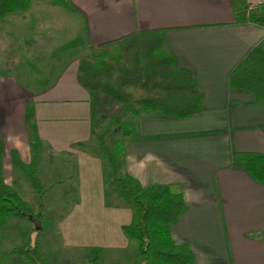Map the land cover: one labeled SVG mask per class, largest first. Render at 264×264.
Returning <instances> with one entry per match:
<instances>
[{
    "label": "crops",
    "instance_id": "1",
    "mask_svg": "<svg viewBox=\"0 0 264 264\" xmlns=\"http://www.w3.org/2000/svg\"><path fill=\"white\" fill-rule=\"evenodd\" d=\"M66 1L76 10L58 4L67 13L60 20L42 15L35 0L28 12L0 20L13 27L5 37L21 27L33 31L23 43L2 46L11 57L33 62L29 72L9 66L13 73L0 77V136L8 160L16 152L29 164L31 143L40 146V162L41 156L89 158L95 126L89 93L78 82L79 61L135 32L161 31L178 67L193 75L201 108L188 119H135L137 137L123 140V173L144 188H179L184 209L170 236L188 246L192 264H264V185L232 164L234 152L264 155V106L228 85L232 71L264 39V28L235 24L232 0ZM48 30L59 41L53 52L41 36ZM76 42L85 50L66 53L58 65H38L36 57Z\"/></svg>",
    "mask_w": 264,
    "mask_h": 264
},
{
    "label": "trees",
    "instance_id": "2",
    "mask_svg": "<svg viewBox=\"0 0 264 264\" xmlns=\"http://www.w3.org/2000/svg\"><path fill=\"white\" fill-rule=\"evenodd\" d=\"M34 0H0V20L29 11ZM74 11L66 0H54ZM234 23L253 24L264 28V4L247 0H232ZM78 82L88 91L94 126L97 120L115 122L114 134L121 136L113 152L107 155L112 177L121 198L133 210L131 222L121 227L125 238L136 243V264H192L188 246L176 245L170 236V225L184 209L181 191L175 186L144 188L138 181L123 173V140L136 138L134 120L155 117L167 120L188 119L200 111L202 96L193 75L178 67L173 54L164 42L162 32H135L105 43L90 51L78 64ZM232 90H246L264 106V39L243 59L228 78ZM129 120L122 122V114ZM30 117V112L26 114ZM31 159L24 164L12 153L15 168L25 176L39 202L24 200L5 182L0 136V229L11 218L43 222V188L37 171L40 146L30 144ZM232 164L244 169L264 185V155L233 153ZM122 171L123 177L119 174ZM12 253L24 256L31 264H44L37 244L16 249ZM91 264H99L100 250H92Z\"/></svg>",
    "mask_w": 264,
    "mask_h": 264
},
{
    "label": "rangeland",
    "instance_id": "3",
    "mask_svg": "<svg viewBox=\"0 0 264 264\" xmlns=\"http://www.w3.org/2000/svg\"><path fill=\"white\" fill-rule=\"evenodd\" d=\"M35 6L46 17L67 16L64 7L54 0H35ZM12 29L10 20L0 22V77L13 73L9 66H19L29 72L33 63L25 56L11 57L10 51L2 47L4 43H23L32 37L33 31L24 27L18 34L5 37ZM41 34L47 49L53 52L58 38L50 30ZM84 48L82 42H76L75 46L61 50L65 54L57 51L54 55L36 57L38 65H58L67 57L66 53L84 51ZM121 120H129L128 114H122ZM114 128L113 121L97 120L94 139L87 148L89 158L82 161L62 162V158L41 156L37 177L46 190L43 222L9 219L0 229V264H31L24 256L12 253L28 243L38 245L44 264H91L92 250L96 248L100 250L99 264H136V243L121 232V227L131 222L133 210L130 203L120 197L107 162V155L113 152L117 141L122 140L114 134ZM2 166L5 182L24 200L38 203L29 182L5 152ZM119 176L123 177L122 171Z\"/></svg>",
    "mask_w": 264,
    "mask_h": 264
}]
</instances>
